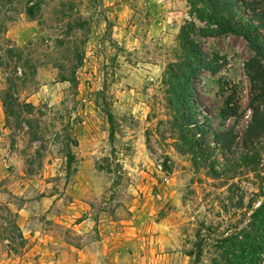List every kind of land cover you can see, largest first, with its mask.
I'll list each match as a JSON object with an SVG mask.
<instances>
[{
    "label": "rangeland",
    "instance_id": "obj_1",
    "mask_svg": "<svg viewBox=\"0 0 264 264\" xmlns=\"http://www.w3.org/2000/svg\"><path fill=\"white\" fill-rule=\"evenodd\" d=\"M191 23L211 70L178 114L165 74ZM255 57L188 0H0V264H227L264 193V138L242 146ZM191 118L207 163L180 140Z\"/></svg>",
    "mask_w": 264,
    "mask_h": 264
},
{
    "label": "trees",
    "instance_id": "obj_2",
    "mask_svg": "<svg viewBox=\"0 0 264 264\" xmlns=\"http://www.w3.org/2000/svg\"><path fill=\"white\" fill-rule=\"evenodd\" d=\"M188 5L191 14L199 22L214 26L219 35L232 34L245 40L256 55L245 66L251 78L253 98L250 104L251 121L244 134L242 146L245 151L251 153L264 138V44L259 41V31L264 29V14L249 3H245L244 0H188ZM245 8L252 13L251 19H245L241 15L240 12ZM28 15L34 16L32 12ZM195 32L193 23L183 28L181 39L184 43L185 61L171 65L165 74L167 102L171 110L178 114L183 108L190 109L191 112L196 111L192 81L198 79L201 72L211 70L207 57L193 40ZM191 119L187 122L180 119L177 127L180 140L188 150L207 163L211 156L209 152L205 153L200 149L197 139L203 131L198 120ZM111 126H113L112 119ZM111 137L114 138V133ZM218 143L229 145L230 141L219 138ZM251 157H245L247 164L254 162H251ZM67 165L70 173L74 165L73 157H68ZM259 202L260 206L253 215L257 223V226L252 227L256 238L240 242L237 255H234L227 264H258L261 256H264V193H260ZM229 241L230 239H226L224 242Z\"/></svg>",
    "mask_w": 264,
    "mask_h": 264
},
{
    "label": "crops",
    "instance_id": "obj_3",
    "mask_svg": "<svg viewBox=\"0 0 264 264\" xmlns=\"http://www.w3.org/2000/svg\"><path fill=\"white\" fill-rule=\"evenodd\" d=\"M84 253H86V252L82 251L81 255L84 254ZM84 256H85V255H83L82 258H83ZM91 261H92V259H91V255L89 254V257H88V254H87V258H86V257L83 258V262H82V264H91Z\"/></svg>",
    "mask_w": 264,
    "mask_h": 264
}]
</instances>
